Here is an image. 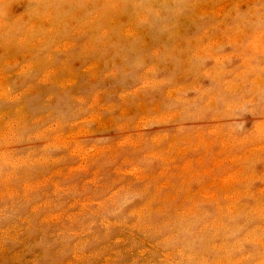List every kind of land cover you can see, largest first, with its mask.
Returning <instances> with one entry per match:
<instances>
[{"label": "rangeland", "instance_id": "obj_1", "mask_svg": "<svg viewBox=\"0 0 264 264\" xmlns=\"http://www.w3.org/2000/svg\"><path fill=\"white\" fill-rule=\"evenodd\" d=\"M119 1L0 0V264H264V0Z\"/></svg>", "mask_w": 264, "mask_h": 264}, {"label": "bare ground", "instance_id": "obj_2", "mask_svg": "<svg viewBox=\"0 0 264 264\" xmlns=\"http://www.w3.org/2000/svg\"><path fill=\"white\" fill-rule=\"evenodd\" d=\"M126 1H127V2L132 1L133 4H136V2H137V0H126ZM150 1H151V0H150ZM150 1H149V2H150ZM165 1H166V0H165ZM168 1H170V0H168ZM96 2H97V1H96ZM132 2H131L130 4H132ZM154 2H155V0H154ZM71 3H73V1H72ZM150 3H151V2H150ZM145 4H146V3H145ZM147 4H148V3H147ZM147 4H146V5H147ZM177 4H178V3H177ZM177 4H176V5H177ZM125 5H126V2H123V3H122V1L117 0V2H115V4H114L113 6H111V7H112L113 9L118 8V9H117V10H118L117 12H119V11H120L119 8H122V7H124ZM178 5H179V4H178ZM97 6H98V5H97ZM127 6H128V4H127ZM111 7H110V8H111ZM112 8H111V9H112ZM126 8H127V7H126ZM126 8L124 7L125 10H126ZM128 8H129V7H128ZM143 8H144V4H143ZM124 9H123V11H124ZM140 9H141V8H140ZM107 10H108V8H107ZM107 10H106V11H107ZM99 12H100V11H99ZM99 12H98V14H99L98 16H101L100 13H102V12H100V13H99ZM120 12H121V11H120ZM106 13H107V12H106ZM111 13H112V11H111ZM95 15H96V13H95ZM107 15H108V13H107ZM109 15H110V14H109ZM98 16H97V17H98ZM91 18L93 19V17H91ZM128 18H129V17H128ZM96 19H97V18H96ZM96 19H95V21H98V19H97V20H96ZM99 19H100V18H99ZM103 19H104V18H103ZM103 19H102V18L100 19L101 22H103V21H102ZM91 21H92V20H91ZM93 21H94V19H93ZM99 22H100V21H99ZM108 22H109V21H108ZM92 23H93V22H92ZM102 24H104V22L101 23V26H102ZM93 25H94V23H93ZM104 25H105V24H104ZM53 27H54V26H53ZM89 27H92V25L89 26ZM89 27H88V28H89ZM102 27H104V26H102ZM50 29H51V27H50ZM89 29H90V28H89ZM102 29H103V28H102ZM86 30H87V28H86ZM93 30H94V29H93ZM93 30H92V31H93ZM100 30H101V29H100ZM120 30H121V29H120ZM55 32H56V29H55ZM59 32H60V31H59ZM59 32H58V33H59ZM94 32H95V31H94ZM119 32H120V31H119ZM92 33H93V32H92ZM103 33H104V32H103ZM103 33H102V34H103ZM94 34H95V33H93V35H94ZM59 36H60V35H59ZM22 38H23V37H22ZM57 39L60 40L59 38H57ZM126 40H128V39H126ZM35 52H36V51H35ZM263 71H264V70H263ZM228 199L231 200L230 198H228ZM224 200H225V199H224ZM263 200H264V199H263ZM233 202H234V201H233ZM263 202H264V201H263ZM226 204H227V203H226ZM263 205H264V203H263ZM263 205H262V206H263ZM255 206H258V205H255ZM259 206H260V205H259ZM221 207H222V206H221ZM253 207H254V206H253ZM254 208H255V207H254ZM238 209H239V208H238ZM258 209H259V208H258ZM258 209H257V210H258ZM250 210H251V209H250ZM255 210H256V209H255ZM257 210H256V211H257ZM262 210H263V209H262ZM236 211H237V210H236ZM251 211H252V210H251ZM249 212H250V211H249ZM258 212H259V211H258ZM234 213H236V212L234 211ZM259 213H260V212H259ZM241 214H242V212H241ZM250 214H251V212H250ZM173 215H175V214H173ZM235 215H236V214H235ZM238 215H239V214H238ZM238 215H237V216H238ZM252 215H253V213H252ZM263 215H264V214H262V216H263ZM182 216H184V215H182ZM248 216H249V215H248ZM255 216H256V215H254V217H255ZM229 217H230V216H229ZM176 218H177V217H176ZM176 218H173V219H176ZM180 218H181V217H180ZM180 218H179V220H180ZM189 218H190V217H189ZM189 218H187V219H189ZM233 218H234V217H233ZM238 218H239V217H238ZM242 218H243V217H242ZM184 219H186V217H185ZM250 219H251V217L249 216V220H250ZM229 220H230V218H229ZM247 220H248V219H247ZM71 221H72V220H71ZM145 221H146V222H145ZM163 221H164V220H163ZM163 221H162V222H161V221H158V222H152V221H150V220H141V222L137 225V227L141 228V230L144 228L142 231L145 230V231L147 232L148 236L151 235V236L153 237L154 233H155V234H158V233H159V234H161L163 237H167V235H168V237H169V234H170V233H169L168 231L170 230L169 228L172 226L173 223H172V224H167L169 220L167 221V223H165V222L163 223ZM172 221H173V220H172ZM186 221H187V220H186ZM135 222H136V221H135ZM180 222H181V221H180ZM232 222H233V221H232ZM234 222H235V221H234ZM106 223H107V222H106ZM130 223H131V222H130ZM176 223H177V221H176ZM132 224H133V223H132ZM174 224H175V223H174ZM177 224H178V223H177ZM184 224H185V223H184ZM228 224H230V223H228ZM244 224H245V222H244ZM257 224H258V223H257ZM257 224H256V225H257ZM105 225H106V224H105ZM125 225H126V224H125ZM134 225H135V224H134ZM134 225H133V226H134ZM186 225H187V224H186ZM202 225H203V224H202ZM206 225H207V224H206ZM217 225H218V224H217ZM238 225H241V224H238ZM238 225H237V226H238ZM127 226H129V225H127ZM131 226H132V225H131ZM135 226H136V225H135ZM177 226H178V225H177ZM208 226H209V224H208ZM212 226H213V225H212ZM212 226H211V227H212ZM219 226H220V225H219ZM222 226H223V225H222ZM222 226H221V227H222ZM263 226H264V224H263ZM129 227H130V226H129ZM137 227H136V228H137ZM202 227H204V226H202ZM215 227H216V226H215ZM215 227H214V228H215ZM223 227H224V226H223ZM231 227H232V226H231ZM233 227H234V226H233ZM235 227H236V224H235ZM253 227H254V226H253ZM261 227H262V226H261ZM104 228H105V227H104ZM104 228H103V229H104ZM139 228H138V229H139ZM175 228H176V226H175ZM178 228H179V227H178ZM224 228H225V227H224ZM244 228H245V227H244ZM263 228H264V227H263ZM132 229H133V227H132ZM173 229H174V228H172L171 230L173 231ZM200 229H201V228H200ZM200 229H199V230H200ZM209 229H210V228H209ZM227 229H228V228H227ZM232 229L234 230V228H232ZM239 229H240V228H239ZM184 230H185V228H184ZM187 230H188V229H187ZM213 230H215V229H213ZM223 230H224V229H223ZM223 230H222V231H223ZM230 230H231V229H230ZM246 230H247V229H246ZM254 230H256V228H254ZM148 231H149V232H148ZM180 231H181V230H180ZM182 231H183V230H182ZM225 231H226V230H225ZM260 231H261V229H260ZM211 232H213V231H211ZM211 232H210L209 234H211ZM207 233H208V232H207ZM215 233H216V231H215ZM217 233H218V232H217ZM217 233H216L215 235H218ZM252 233H253V232H252ZM252 233H251V234H252ZM194 234H195V233H194ZM213 234H214V233H213ZM226 234H227V233H226ZM226 234H225V235H226ZM105 235H106V234H105ZM170 235H171V234H170ZM197 235H198V234H197ZM205 235H206V234H205ZM223 235H224V234H223ZM246 235H247V234H246ZM252 236H253V235H252ZM254 237H256V236H254ZM174 238H175V237H174ZM237 238H238V237H237ZM243 238H244V237H243ZM110 239H111V238H110ZM162 239H163V238H162ZM169 239H170V238H169ZM171 239H173V238H171ZM171 239H170V240H171ZM164 240H165V239H164ZM166 240H167V239H166ZM182 240H183V239H182ZM245 240H246V239H245ZM249 240H250V239H249ZM253 240H254V238H253ZM261 240H262V239H261ZM114 241H116V239H114ZM118 241H119V240H118ZM118 241H117V242H118ZM162 241H163V240H162ZM250 241H251V240H250ZM254 241H256V240H254ZM164 242H165V241H164ZM177 242H180V240L177 241ZM214 242H215V241H214ZM227 242H228V241H227ZM227 242H226V244H227ZM114 243H116V242H114ZM166 243H167V242H166ZM167 244H168V243H167ZM171 244H172V242H171ZM180 244H181V243H180ZM262 244H264V243H262ZM107 245H110V244H107ZM184 245H186V244H184ZM212 245H213V244H212ZM217 245H218V244H217ZM222 245H224V244H222ZM233 245H234V244H233ZM169 246H170V245H168V247H169ZM171 246H173V245H171ZM186 246H187V245H186ZM213 246H214V245H213ZM215 246H216V245H215ZM235 246H236V245H235ZM107 247H108V246H107ZM111 247H112V245H111ZM173 247H174V246H173ZM175 247H176V246H175ZM180 247H181V246H180ZM183 247H184V246H183ZM183 247H182V248H183ZM207 247H208V246H207ZM101 248H102V247H101ZM109 248H110V247H109ZM209 248H210V247H209ZM225 248H226V247H225ZM168 249H170V248H168ZM175 249H177V248H175ZM178 249H179V248H178ZM180 249H181V248H180ZM231 249H232V248H231ZM99 250H100V249H99ZM106 250H107V249H106ZM214 250H216V249H214ZM225 250H226V249H225ZM181 251H182V249H181ZM192 251H193V250H192ZM208 251H209V250H208ZM217 251H218V250H217ZM222 251H223V250H222ZM174 252H175V251H174ZM202 252H203V251H202ZM177 253H179V251H178ZM182 253H183V252H182ZM184 253H185V256H186V255H191V256H193V258H194V256H195V255H192V253L189 252V250H188L186 247H185ZM231 253H232V252H231ZM170 254H171V253H170ZM196 254H197V253H196ZM202 254H203V253H202ZM263 255H264V254H263ZM218 256H219V255H218ZM226 256H227V255H226ZM250 256H252V255H250ZM227 257H228V256H227ZM263 257H264V256H263ZM183 258H184V257H183ZM195 258H197V256H196ZM218 258H220V257H218ZM236 258H237V257H236ZM247 258H248V257H247ZM191 259H192V258H191ZM203 260H204V259H203ZM219 260L221 261V258H220ZM225 260H226V259H225ZM226 261H227V260H226ZM260 261H262V260H260ZM212 262H213V261H212ZM212 262H211V263H212ZM221 262H224V261H221ZM229 262H230V261H229ZM229 262H227V263H229ZM242 262H243V261H242ZM215 263H217V262H215ZM234 263H235V262H234ZM255 263H256V262H255ZM259 263H260V262H259ZM220 264H221V263H220ZM224 264H226V262H224ZM235 264H236V263H235ZM260 264H261V263H260Z\"/></svg>", "mask_w": 264, "mask_h": 264}]
</instances>
